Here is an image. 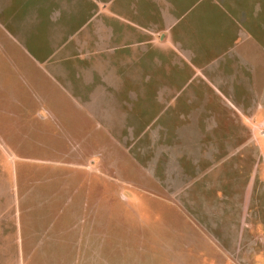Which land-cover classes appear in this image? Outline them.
I'll list each match as a JSON object with an SVG mask.
<instances>
[{
  "label": "rangeland",
  "instance_id": "obj_1",
  "mask_svg": "<svg viewBox=\"0 0 264 264\" xmlns=\"http://www.w3.org/2000/svg\"><path fill=\"white\" fill-rule=\"evenodd\" d=\"M58 1L68 12L80 4ZM100 2L115 35L91 36L85 56L67 62L47 56V40L35 42L41 63L70 71L56 76L75 100L17 46L0 44V264H157L166 249L187 256L165 243L185 223L150 184L154 175L178 182L162 183L164 195L196 214L224 252L207 250L195 263L264 264V136L252 134L250 119L258 102L264 110V0ZM139 61L133 83L125 74ZM224 97L249 120L231 114ZM75 188L77 203L67 208ZM80 241L85 256L73 246Z\"/></svg>",
  "mask_w": 264,
  "mask_h": 264
},
{
  "label": "crops",
  "instance_id": "obj_2",
  "mask_svg": "<svg viewBox=\"0 0 264 264\" xmlns=\"http://www.w3.org/2000/svg\"><path fill=\"white\" fill-rule=\"evenodd\" d=\"M68 1L69 0H64L65 4L69 3ZM105 5H107V3L102 4L100 0H80V4L76 7V9L73 10L72 12L71 11L68 12L62 9L60 2L58 0H0V44L2 43L5 48H6V44L12 45L14 47L17 46L18 50L21 52H24V55L30 59V61L35 65V67H37V71H41L47 77V79L50 81L51 84H53L54 86H57L60 89L59 91L61 93H63L64 95L70 98L74 97L73 99L75 100L77 95L73 94L72 91H70V88H66V85H64L62 81H60L62 79H59L56 76V74L57 75L67 74V73H70V71L67 69L65 70L61 68L59 70V66L57 62L56 64H53V65L51 64V66L47 65L46 63H41L39 57L37 56V53L39 52L37 50L39 49L35 48L38 45L36 43L42 42V41L45 42V40H47L49 44V45L46 44L47 46H49L48 47L49 53L47 54V56L54 57L55 55H57V57L63 60H65L67 57L68 59L67 62L70 61L69 56H77V57L85 56L86 51L85 50L80 51V47L84 46L85 45L84 42H87L88 39L91 38V36H93V39L94 38L97 39V42H98L99 38L97 37V35H99L100 33L102 34L106 32L108 34H112V35L114 34L113 28L105 26L104 22L102 21L103 17L99 16V14H101L102 11H104ZM6 12L8 13L7 15H6ZM22 21H27L26 23H28V25L30 26L27 40L25 39V36L23 38V40L24 41L26 40L28 44L30 40H34V43L30 44V46H28V44L26 43H23L20 37V32L22 30L21 28ZM89 25H91L90 30H93V31L89 32L90 30H87L80 34V31L85 30V28H88ZM59 29L64 30V33L67 36L62 37L64 33L61 35V33H59L60 32ZM74 29L76 30L74 31ZM53 32H58L61 35V40L60 42L56 43V47L52 46V44H55L54 36L57 35V34L54 35ZM131 34L133 33L128 32L124 34L123 37H130ZM50 41H51V44L49 43ZM71 41L77 42L74 47H73V44L70 43ZM70 45L72 48H68V46ZM28 48H31L32 52H30ZM70 49H75V50L73 52V51H70ZM126 57L128 58L127 64H131L129 61L131 60L132 55L130 56L126 55ZM140 62L141 61H139L138 64H136V66H130L129 70L127 71V74H125L126 76H128V78L133 83H135L133 81V78L135 77L138 78L137 77L138 74L141 75V72H142L141 65L142 64H140ZM112 65L114 66V69H115V75H117L116 77L118 78L119 77L118 74L122 73V72L118 73L117 71L118 69L116 66H118V61H113ZM131 65H134V64H131ZM83 74L84 75L88 74V75L84 76V80L80 76L79 78L80 81L81 79L85 81L90 78V72H83ZM80 101H83V100L79 99L78 102ZM259 105L260 104L258 102L256 104V108L255 107L253 108V112L250 114V116L252 117L250 119L252 120V125L256 127V130H257V133L255 132L256 134L254 132L252 134H254L255 136L257 135V137L260 138V136H264V128L262 132V129H260V127H257L255 125L256 121L254 120V116L258 115L257 114L258 112H261V111L264 112V110L260 109ZM224 106L230 109L231 114H234V112H236L238 115L239 121H241L242 119L249 120L244 110L241 113L240 110L238 109L235 110L232 107V104L230 100L228 99V97H224ZM257 107H259V110L257 109ZM229 118H231V116ZM259 124L261 125V123H258V126H260ZM241 125L244 126L242 123ZM102 167L103 165L97 168L100 174L102 173ZM83 168L89 171L91 169V167L88 164L83 166ZM89 171H88V174H89ZM194 174H197V173L195 172ZM102 180L108 181V179L106 178H103ZM113 180L116 181V179L114 178ZM151 181L152 182L150 184L156 186L160 197L163 198L165 202H169V204L172 207L171 211L173 213H176L185 223L182 226L181 232L168 233L165 239V243L167 246L172 247L174 249L180 248L182 246L181 250L185 251L186 255L188 256V257L182 256L181 254L175 253V252L171 255L168 249H166L167 251H164L163 256L157 255L159 259L158 260L159 262L157 264H197L195 263V258L198 257V255L205 256V254L208 252L207 250H210V251L215 250L222 257H224V252L221 250L218 244L214 242L211 235L207 232L206 229L204 230V228L200 226L196 222V220L193 218L194 216H196V214H194L191 211L185 210L184 208H181L179 205H177L178 203L175 202L176 201L175 198H173L171 195L168 196V198L164 195L163 192L165 191V188L161 185L162 183L167 184V185L172 184L176 186V183L178 182H175L173 179L171 180L167 179V180L160 181L156 175H154ZM125 184L129 185L127 190L130 191L131 195H135L138 192L139 187L136 183L125 182ZM91 185L95 186L96 184H91ZM102 185H106L103 191V195H102L104 198H108L110 195H113L112 193L106 192L107 185L112 186L111 182L107 184L102 183ZM119 187L120 186H117V188L116 186L113 187L117 190L116 194H114L116 196L120 195ZM143 188H145L144 189L145 191L153 193L151 191L153 189L148 188L147 185L146 186L143 185ZM90 190H92V192L94 193V191L97 190V188L89 187V191ZM180 190L181 189L179 188H175L174 192L181 195ZM157 191H154V192H157ZM77 192L78 191H76V188L75 190L70 191L67 197V201H68L67 208L71 206V203L75 202V198L77 196H74V194H77ZM175 193L172 195H175ZM101 194L102 193L98 192L99 197ZM94 195H97V192ZM127 199H128L127 197L122 198V200H124L125 202H128ZM83 202H84V199H83ZM85 206L86 204L83 203L82 211H85ZM90 207H91L90 208L91 212L89 213L94 215L93 213L94 209L92 208V206ZM246 211L250 214L249 208H246ZM121 223L122 225H126L127 227L126 221H122ZM84 226L85 228H87L88 222L84 221ZM70 229H72V227ZM81 239L82 237H78V241ZM81 241L79 245L74 244L73 245L74 248H80V249L85 248V241L84 242H81ZM83 251L84 249L81 252ZM86 252L88 251L85 248L84 256ZM77 254H80V251L77 252Z\"/></svg>",
  "mask_w": 264,
  "mask_h": 264
}]
</instances>
